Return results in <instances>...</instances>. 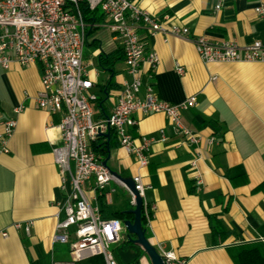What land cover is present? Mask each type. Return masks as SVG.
I'll list each match as a JSON object with an SVG mask.
<instances>
[{
    "label": "crops",
    "instance_id": "obj_1",
    "mask_svg": "<svg viewBox=\"0 0 264 264\" xmlns=\"http://www.w3.org/2000/svg\"><path fill=\"white\" fill-rule=\"evenodd\" d=\"M131 1L151 15H168L167 27L188 30L186 37L137 34L158 56L152 79L158 97L170 104L195 97V107L181 112V122L199 142L189 145L178 138L161 113L137 114L135 144L140 137L154 140L147 165L138 167L110 134L99 140L105 144L107 167L125 179L141 178L144 201L154 207L148 242L157 252H170L185 264H233L230 248L264 245V63H203L192 40L264 44V21L254 13L257 0ZM217 3L222 6L215 11ZM105 23L103 17L89 28L85 47L92 52L83 58L93 85L90 92L101 100L94 102L95 121L109 116L126 79L120 41ZM100 54L117 59L110 70L99 68ZM175 64L182 67L181 75ZM148 72L142 65L143 83ZM40 74L39 65L16 62L0 71V134L5 122L15 121L8 151L0 154V264L68 261L62 258L68 248L51 243L64 192L50 153L60 142L54 126L58 116L40 110L34 101ZM108 189L110 200L100 205L104 217L132 209L123 188L111 182ZM212 220L226 229L225 239L213 235ZM27 222L32 223L29 235L13 227Z\"/></svg>",
    "mask_w": 264,
    "mask_h": 264
},
{
    "label": "built area",
    "instance_id": "obj_2",
    "mask_svg": "<svg viewBox=\"0 0 264 264\" xmlns=\"http://www.w3.org/2000/svg\"><path fill=\"white\" fill-rule=\"evenodd\" d=\"M87 9H99L106 28L121 44L126 79L122 82L109 116L102 121L93 118L91 104L97 100L90 92L93 85L84 64L88 24L77 0H0V71L8 70L12 62L20 66H40V90L34 101L40 110L57 115L54 125L59 132V144L51 148L54 165L58 169L59 188L64 192L58 205L57 221L51 237L52 244L65 245L71 259L53 264H118L112 246L123 241V223L104 217L100 202H109L111 182L123 188L129 203L135 206L134 195L115 179L102 165L93 149L99 136L110 133L119 149L132 156L138 167L147 165V154L152 138L140 137L135 144L132 130L137 125L136 115L163 114L174 134L189 145H196L199 137L181 122V112L196 105L195 97L170 104L158 97L153 87V72L158 56L146 48L138 31L147 36L171 34L186 37L188 30L176 25L166 26L168 15L157 17L131 0H85ZM221 3L214 10L221 9ZM256 16L264 21V0L254 6ZM203 63H264V44L254 41L239 46L236 41L214 43L204 37L192 40ZM148 67L147 81H141V66ZM178 75L182 67L175 64ZM23 106L18 107V113ZM15 128V121L3 125L0 134V154L7 153V141ZM102 139V138H101ZM209 144L213 139H209ZM194 165L195 160H192ZM134 190L141 198V221L149 231L154 207L144 201V185L138 175L132 177ZM200 185V179L196 178ZM59 214H62L60 217ZM32 223L19 225L29 235ZM3 237L6 236L2 232ZM164 264H185L173 254L157 252Z\"/></svg>",
    "mask_w": 264,
    "mask_h": 264
},
{
    "label": "trees",
    "instance_id": "obj_3",
    "mask_svg": "<svg viewBox=\"0 0 264 264\" xmlns=\"http://www.w3.org/2000/svg\"><path fill=\"white\" fill-rule=\"evenodd\" d=\"M77 2L85 22L89 25L86 33L88 38L90 32L92 31V29L89 28L91 27L92 24L98 23L103 18V15L99 9H96L95 11H89L87 9L85 0H77ZM110 57L111 56H103L102 54L99 55L98 66L100 69L102 70L111 69L112 62L116 61L117 59L112 60V57L111 58ZM96 101L100 102L101 100L97 99ZM99 140L93 144V149L97 157L100 160H104L105 159L104 157L106 156V150H105L106 148L104 146L105 144L100 143ZM100 205H102L101 202ZM111 217L118 219L122 223L125 220H132V216L125 212H115L112 214ZM141 225L145 231V237L148 240L149 234L147 229H145L142 221H141ZM210 225L213 235H216L218 237L223 236L222 238L225 239L227 235L226 229L222 226V224L218 220L216 222L212 220ZM126 239L127 238L123 240V243H127ZM224 239L215 243V245L222 244ZM228 252H229V257L232 260L233 264H264V245L261 243L254 242V243L240 244L230 248Z\"/></svg>",
    "mask_w": 264,
    "mask_h": 264
},
{
    "label": "water",
    "instance_id": "obj_4",
    "mask_svg": "<svg viewBox=\"0 0 264 264\" xmlns=\"http://www.w3.org/2000/svg\"><path fill=\"white\" fill-rule=\"evenodd\" d=\"M110 133H106L105 135L99 136L100 138H108ZM107 160H102V165L109 171V173L117 180H119L125 187L134 195L135 206L125 213H128L132 216V220L123 221L124 232H126L127 240L133 244L138 246L141 250L145 252L147 255L150 264H164L162 258L157 253L155 248L148 242L145 237V231L141 225V204L142 200L138 197L137 192L134 190V183L132 178H122L117 173L111 171L106 164ZM133 237V238H132Z\"/></svg>",
    "mask_w": 264,
    "mask_h": 264
},
{
    "label": "rangeland",
    "instance_id": "obj_5",
    "mask_svg": "<svg viewBox=\"0 0 264 264\" xmlns=\"http://www.w3.org/2000/svg\"><path fill=\"white\" fill-rule=\"evenodd\" d=\"M107 33V32H104ZM108 34V33H107ZM92 49L90 47H85L83 58H90ZM98 82H102V76L98 78ZM100 96V94H98ZM92 110L95 107V103L92 102ZM94 117V116H93ZM122 238L125 240L126 233H122ZM133 238V237H132ZM127 243H117L112 246L113 255L118 262V264H150V261L143 250L138 246L131 244L127 239ZM64 260H70L71 256L69 253H65L62 257Z\"/></svg>",
    "mask_w": 264,
    "mask_h": 264
}]
</instances>
